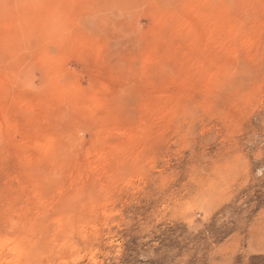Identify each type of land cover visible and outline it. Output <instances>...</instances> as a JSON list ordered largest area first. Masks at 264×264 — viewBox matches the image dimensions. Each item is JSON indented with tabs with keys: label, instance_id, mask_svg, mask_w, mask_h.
Listing matches in <instances>:
<instances>
[{
	"label": "rangeland",
	"instance_id": "obj_1",
	"mask_svg": "<svg viewBox=\"0 0 264 264\" xmlns=\"http://www.w3.org/2000/svg\"><path fill=\"white\" fill-rule=\"evenodd\" d=\"M0 77L16 264H264V0H0Z\"/></svg>",
	"mask_w": 264,
	"mask_h": 264
},
{
	"label": "bare ground",
	"instance_id": "obj_2",
	"mask_svg": "<svg viewBox=\"0 0 264 264\" xmlns=\"http://www.w3.org/2000/svg\"><path fill=\"white\" fill-rule=\"evenodd\" d=\"M137 11H138V10H137ZM143 19H144V18H143ZM140 20H141V19H140ZM140 20H139V21H140ZM189 23H190L189 18L186 17V16H183L182 19H181V23H180V32H181L182 30H184L185 27L188 28ZM32 25H33V24H32ZM205 25H206V28H205L206 31H203V32H205V33H203V32H200V33L208 34L209 31H207V29L209 30V27H211V28L213 27V28H214V26L217 25V22H214L213 20H210V19H209L208 21H206V24H205ZM34 28H35V27H34ZM4 29L6 30L5 32H11L12 30H13V31H16V30H14V29H16V25H13V24H7V25H6V24H5V25H4ZM18 29H19V28H18ZM54 29H55V28H54ZM211 30H212V29H210V32H211ZM206 32H207V33H206ZM16 34H19V33H16ZM8 35H13V36H14V33H8ZM178 35H179V34H178ZM181 35H182V34H181ZM208 46H209V41H208V40H205V41H204V47H205V49H206ZM187 48H188V47H187ZM192 48H194V47H192ZM195 48H196V47H195ZM88 50H89V49H88ZM95 50H98V51H99L98 53L100 54V50H99V49H95ZM90 51H92V50H90ZM193 51H194V50H193ZM151 52H152V50H151ZM183 52H184V51H183ZM190 52H191V51H190ZM98 53H97V54H98ZM207 53H208V51H207ZM207 53H206V50H203V52L200 51V50H198V51H195V53H193L192 55H199V57H200V55H207ZM91 54H92V52H91ZM92 55H93V54H92ZM95 55H96V54H95ZM183 55H184V54H183ZM96 56H98V55H96ZM186 56H187V54H186ZM186 56H185V57H186ZM98 57H99V56H98ZM187 57H188V56H187ZM191 58H192V57H191ZM200 59H201V58H200ZM180 60H181V59H180ZM190 60H192V59H190ZM166 61H168V59H167ZM169 61H170V60H169ZM178 61H179V60H178ZM201 61H202V60H201ZM162 62H163V61H162ZM170 62H171V61H170ZM193 62H194V60H193V61H190V62H188V63H193ZM168 63H169V62H168ZM179 63H180V62H179ZM181 63H184V62H181ZM164 64L166 65L167 62H166V63L163 62V65H164ZM176 64H177V63H176ZM176 64H175V65H176ZM196 64H197V63H196ZM200 64H201V63H200ZM146 65H147V64H146ZM152 65H153V64H152ZM175 65H174V66H175ZM184 65H185V64H184ZM201 65H202V64H201ZM57 66H58V65H57ZM143 66H144V65H143ZM147 66H148V65H147ZM147 66H144V67H147ZM167 66H168V65H167ZM170 66H171V65H170ZM176 66H177V65H176ZM180 66H182V65H180ZM194 66H196V65H194ZM140 67H141V66H140ZM159 67H160V66H159ZM172 67H173V66H172ZM191 67H192L191 65H190V67H188L189 70H191V69H190ZM147 68H149V67H147ZM147 68H146V70H147ZM164 68H166V66H165ZM177 68H178V67H177ZM179 68L183 69L182 67H179ZM141 69H142V68H141ZM173 69H174V68H173ZM142 70H143V69H142ZM144 70H145V69H144ZM176 70H177V69H176ZM197 70H200V68H197ZM202 70L205 72V69H204V68H202ZM172 71H173V70H172ZM182 71H183V70H182ZM182 71H181L180 73H182ZM185 71H186V70H185ZM140 72H141V71H140ZM145 72H146V71H145ZM178 72H179V71H178ZM193 72H194V71H193ZM173 73H174V72H173ZM185 73H189V72H185ZM174 74H175V73H174ZM175 75H177V74H175ZM175 75H173V77H174ZM184 75H185V74H184ZM188 75L190 76V73H189ZM191 75H192V74H191ZM151 76H152V75H151ZM161 76H162V77H161L162 79L165 78V77L163 78V75H161ZM177 76H178V75H177ZM177 76H176V78H177ZM192 76H193V75H192ZM156 77H157V76H156ZM161 78H159V79H161ZM171 78H172V77H171ZM174 78H175V77H174ZM176 78H175V79H176ZM172 79H173V78H172ZM184 79H185V78H184ZM184 79H183V80H184ZM186 79H188V76L186 77ZM4 80H6V79H4L3 77H0V86L3 85V84H5V83H4ZM164 80H165V79H164ZM190 80H191V78H190ZM96 81L99 82L100 79H99V80L97 79ZM151 81H152V80H151ZM161 81H163V80H161ZM100 82H101V81H100ZM158 82H159V80H158ZM182 82H183V81H182ZM182 82H181V83H182ZM150 83H152V82H150ZM169 83H171V81H170ZM181 83H180L179 85H182V88H183V87H184L183 85H184L185 83H184V82H183L184 84H181ZM101 84H102V83H101ZM123 84H124V83H123ZM161 84H162V82H161ZM96 85H97V82H96ZM125 85H126V87H127V84H125ZM125 85H122V86H125ZM147 85H148V83H147ZM149 85H151V84H149ZM168 85H169V84H168ZM177 85H178V84H176V86H177ZM99 86H100V85H99ZM106 86H107V85H106ZM144 86H145V85H144ZM169 86H170V85H169ZM173 86H174V85H173ZM173 86H172V87H173ZM97 87H98V85H97ZM100 87H101L102 89H105V88H106L105 86H104V87L100 86ZM147 87H149L150 89H152L153 84H152V87H150V86H147ZM147 87H146V89H144V93H145V92L147 93V92L149 91V89H148V91H145V90H147ZM155 87H156V86H155ZM178 87H179V86H177V89L180 88V87H179V88H178ZM185 87H187V85H186ZM185 87H184V88H185ZM129 88H130V87H129ZM174 88L176 89V87H174ZM60 89H61V87H60ZM70 89L72 90L71 86H70ZM126 89H127V88H126ZM134 89H135V88H134ZM139 89H140V88H139ZM167 89H168V87H167ZM170 89H172V88H170ZM175 89H173V91H174ZM177 89H176V90H177ZM71 90H70V91L68 90L69 92L66 90L68 93H67V92H64L65 95L67 96V94H69V93H73V90H74V89H73L72 91H71ZM128 90H129V89H128ZM141 90H142V89H141ZM141 90H140V91H141ZM154 90H156V89H154ZM176 90H175V91H176ZM124 91H125V89H124ZM159 91H160V90H159ZM159 91H158V92H159ZM161 91H162V89H161ZM175 91H174V92L171 91V92H172V93H175ZM178 91H181V89L178 90ZM12 92H13V91H12ZM59 92H60V91H59ZM121 92H122V91H121ZM66 93H67V94H66ZM99 93H100V92H99ZM141 93L143 94V91H141ZM141 93H140V95H142ZM146 93H145L144 95L147 96V94H148V96H149V94H151L152 92H149V93H147V94H146ZM154 93H156V92H154ZM154 93H153V94H154ZM161 93H162V92H161ZM61 94H63V92H62ZM92 94H93V93H92ZM94 94H95V93H94ZM94 94H93V96H94ZM162 94H163V93H162ZM101 95H104V94H101ZM151 95H152V94H151ZM151 95L149 96V97H150V98H149V99H150L149 102L152 101V98L155 99V97H153V95H152V96H151ZM159 96H160V95H159ZM151 97H152V98H151ZM66 98H67V97H66ZM72 98H73V96H72ZM167 98H168V96H166L165 99H167ZM16 99H17V98H16ZM89 99H90V98H89ZM160 99H161V97H160ZM65 100H66V99H65ZM168 100H169V99H168ZM16 101H17V100H16ZM142 101H143V100H142ZM156 101H157V100H156ZM156 101H155V102H156ZM162 101H164V100L161 99V102H162ZM165 101H166V100H165ZM11 102H12V101H11ZM96 102H97V101H96ZM144 102H145V103H144ZM144 102H143L144 104H147L146 100H144ZM149 102H148V103H149ZM159 102H160V100H159ZM14 103H16V102L14 101ZM143 103H141V104H143ZM152 103H154V101L151 102V105H152ZM11 104H13V103H11ZM25 104H26V103H25ZM94 104H96V103H94ZM149 104H150V103H149ZM16 105L18 106V103H16ZM23 105H24V104H23ZM92 105H93V103H92ZM92 105H91V106H92ZM100 105H101V104H100ZM100 105H99V106H100ZM151 105H150V106H151ZM10 106H11V105H10ZM10 106H9V107H10ZM13 106H14V105H13ZM63 106H64V105H63ZM86 106H87V105H85V108H88V106H87V107H86ZM97 106H98V105H97ZM144 106H146V105H144ZM23 107H24V106H23ZM92 107H94V106H92ZM100 107H101V106H100ZM100 107H99V108H100ZM83 108H84V107H83ZM85 108H84V109H85ZM151 108H152V107H150L149 109H151ZM86 110H88V109H86ZM93 110H94V112H95V108H94ZM100 110H101V109H100ZM90 111H91V109H90ZM97 111H98V110H97ZM97 111H96V112H97ZM146 111H147V110H146ZM8 112H9V111H8V105H7V106H4V104H3V106H2V105L0 106V126H1L2 123L6 120L8 114H9ZM64 115H65V114H64ZM143 116H144V115H143ZM106 117H107V116H106ZM141 117H142V116H141ZM141 117H140V118H139V117L137 118L138 121L141 119ZM146 117H147V116H146ZM146 117H145V119H146ZM7 119H8V118H7ZM143 119H144V118H143ZM145 119H144V121H143V120L140 121V125H139V126L137 125L138 131H139L140 133H142V132H141L142 129L146 126V125H145V122H146ZM82 120H83V119H82ZM107 121H110V120L108 119V120H106V122H107ZM115 121L117 122L118 119H116ZM108 123H109V122H108ZM108 123H107V124H108ZM111 123H112V124H109L110 126L107 125L108 127H107V126H106V127H107L108 130H110V133H115V132H116V128H117V126H116L115 123H113V121H111ZM143 124L145 125L144 127H143ZM0 128H1V127H0ZM145 128H146V127H145ZM128 130H129V129H128ZM128 130H127V131H128ZM144 130H145V129H144ZM130 132H132V131H130ZM130 132H127V137H128V138H129V136H130ZM135 132H136V130H135ZM79 133H80V131H79ZM81 133H83V132H81ZM132 133H133V132H132ZM140 133H138V134H140ZM85 134H86V133H85ZM85 134H84V135H85ZM94 134H95V135H94ZM94 134H93V135L95 136V137H94L95 140H93V145H96V146H97V145H99V146H100V145H103L104 142L98 140L100 137H102V135L100 134V131L97 132V133H96V131H95ZM128 134H129V135H128ZM135 134H136V133H135ZM80 135H82V134H80ZM89 135H90V134H89ZM123 135L126 136L125 134H123ZM31 136H32V135H31ZM67 136H68V135H67ZM69 136H70V135H69ZM132 136H133V134H132ZM77 137L79 138V135H78V134H77V136H76V135L74 136L75 139H76ZM92 137H93V136H92ZM130 137H131V136H130ZM26 138L29 139L30 137L27 135ZM64 138H67V137H64ZM82 138H83V137H82ZM85 138H86V137H85ZM31 139H32V138H31ZM67 139H68V138H67ZM69 139H70V138H69ZM88 139H90V138H88ZM68 141H69V140H68ZM70 141H71V139H70ZM70 141H69V142H70ZM82 141H83V139H82ZM76 142L78 143V142H80V141L78 140V141H76ZM76 142H75V143H76ZM89 142H90V141H89ZM32 143H33V142H32ZM36 143H37V142H35V145H36ZM71 143H72V142H71ZM84 143H85V142H84ZM85 144H86V143H85ZM87 146H88V145H86V149H84V150H88V149H87ZM89 146H90V144H89ZM44 148H45V147H44ZM47 148H48V147H47ZM47 148H46V149H47ZM84 148H85V146H84ZM46 151H47V150H46ZM83 152H84V151H83ZM73 153H74V152H73ZM70 157H72V156L70 155ZM78 157H79V156H78ZM87 161H88V160H87ZM83 163H84V161H83ZM76 164H77V163H75V166H76ZM86 164H87V163H86V161H85V163H84V166H85V167H86ZM87 165H88L87 168H90L89 164H87ZM68 167H70V166L68 165ZM46 181H47V180H46ZM4 244H5V245H6V244L8 245L9 254H10V256H11L12 259H11V260H8V261L0 262V264H16L17 261H18L19 253L17 252V250H16L15 248L12 247L11 243L8 242V241H3L2 243H0V248H1Z\"/></svg>",
	"mask_w": 264,
	"mask_h": 264
}]
</instances>
